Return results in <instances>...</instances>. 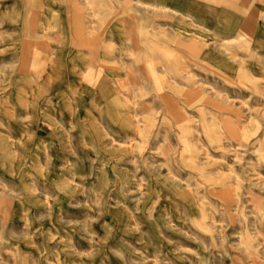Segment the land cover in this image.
Returning a JSON list of instances; mask_svg holds the SVG:
<instances>
[{"label":"rangeland","instance_id":"1","mask_svg":"<svg viewBox=\"0 0 264 264\" xmlns=\"http://www.w3.org/2000/svg\"><path fill=\"white\" fill-rule=\"evenodd\" d=\"M156 14L49 38L0 0V264H264L262 49Z\"/></svg>","mask_w":264,"mask_h":264},{"label":"crops","instance_id":"2","mask_svg":"<svg viewBox=\"0 0 264 264\" xmlns=\"http://www.w3.org/2000/svg\"><path fill=\"white\" fill-rule=\"evenodd\" d=\"M27 7L29 14L41 18L38 21L59 30V34L48 35L49 38L62 37L63 23H70L75 17L81 21L88 14L106 18L104 32L107 34L99 37L145 38L143 24L158 22L156 13L168 11L186 22L195 16L199 17L193 20L197 22L229 23L231 38H246L248 44L262 49L256 53L264 54V0H24V8ZM24 11L26 19L27 9ZM83 36L81 32L75 37Z\"/></svg>","mask_w":264,"mask_h":264}]
</instances>
